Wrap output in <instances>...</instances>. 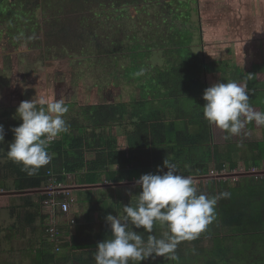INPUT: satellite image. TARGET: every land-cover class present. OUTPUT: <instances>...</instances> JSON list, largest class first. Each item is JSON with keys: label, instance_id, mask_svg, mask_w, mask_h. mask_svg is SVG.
Returning <instances> with one entry per match:
<instances>
[{"label": "crops", "instance_id": "crops-1", "mask_svg": "<svg viewBox=\"0 0 264 264\" xmlns=\"http://www.w3.org/2000/svg\"><path fill=\"white\" fill-rule=\"evenodd\" d=\"M191 1L196 2L198 7L204 6L207 8L214 6L216 3V0H205L203 4L199 3V0ZM167 5H171L174 8L189 6L187 0H148V2L134 3L130 6L145 8L154 6L158 8V6ZM235 5L240 9L238 0L237 2L236 0L235 2H233V0L229 2H225L224 0V2H222V7L227 9V13L230 9L229 6L234 7ZM196 7L197 6H194V12L197 13V10L195 9ZM254 10L256 13L259 12V15L254 17L253 20L259 24L260 29V33L255 36L249 37L245 34L246 32H244L243 29L239 32L242 36L241 39L239 38L238 32L232 36L222 33L224 31H210L213 29H221L217 26L225 24L226 19L224 17L227 15L226 12H221V15H219L212 11L206 12L207 14L204 16L205 28H207V33H210L206 43L204 42L203 37L201 38L198 37L199 34H194L196 31L192 32L193 40L191 42V47L194 52L201 56L200 61L203 68L200 73L195 74L192 77L195 81L199 80L201 82V87H197L201 89V93L199 94L201 98H203L205 89L214 83H227V81H233L230 72L235 71L236 68L241 70L244 69L247 72L251 70L252 72L255 71L259 76L257 77L259 78L257 79V83H264V81L260 80L263 79L260 78V76L264 74V0H262V3H256ZM192 15H195V13ZM232 16H237V14L232 13L228 17ZM188 21L197 24V21H195L194 18L191 19V16ZM210 24H217V26H211ZM159 32L161 33V31ZM167 36L168 33L164 34L165 40L167 39ZM196 38L198 43L194 44V39ZM198 38H201V40ZM200 46H202L203 51L205 49L206 52L200 53L198 51ZM161 48L163 47L161 46ZM164 50L170 51L172 50V47H165ZM166 51H164V54H166ZM162 60V63L160 62L158 66L170 68L175 64L174 62H176L175 60L177 59L162 57ZM169 60L171 61L169 62ZM237 81L240 83L242 82L239 80ZM137 98L138 97L135 93L134 98L128 101L118 100V103L127 104V113L121 123L109 128L86 129L88 132L95 130V134L97 133L98 135H101L100 133L106 134L108 136L107 139L111 142V147H117L116 150L124 152L122 159L125 160L126 165L122 168L120 164L110 163L107 167L98 170L97 172H89V169L85 167L76 173H63L65 179L60 183L62 187H59L60 190L55 192L56 194H59L58 196L61 195L65 201L70 203L71 209L69 214L63 215L60 212L63 216H56V208H53L51 205V200L55 199V194L53 195L54 190L52 191V189L48 188V185L46 184H44L42 188H39L41 190L39 192L33 191L37 189H27L24 190L27 191L26 193L9 194L10 196L6 197L0 196L4 200L7 199V201L10 198L12 201L17 200L14 202L17 203V206L14 205L8 213L9 218L7 219L9 223L5 224V226L1 225L2 232L0 234V239L2 240V249H0V264H14V261H18V258L16 257V259L14 258V261H12L11 256L13 255L14 250L10 251L15 242L22 246L21 249H19L20 255L21 252L24 253V255H21L22 258L27 260L28 264H33L34 259L36 258L35 256L43 250V245H47L48 243V236L45 232L44 224L48 216L52 213H54L56 221L59 224L61 232L60 237L63 238V241L71 242L72 238L74 239L75 237L78 242L80 248L71 252V259L77 255L76 264H95L93 256L98 243L111 238L110 225L106 221L107 215L111 214L113 216H118L119 213L123 212V205H130L131 202L133 204L135 203V199L132 200V196L138 195L139 192L142 191V189L135 183L140 176L148 173L156 174L158 167H163V162L166 158L170 161L175 160L173 154L167 149V145L163 143L164 136L162 132H158V143L154 145L153 143L146 141L152 138L150 131L144 128L139 129L135 126V122L140 120V117L135 116L133 113V103ZM188 98L189 97L186 96L182 97L179 99V104L170 106L166 105L165 101L172 102L173 99L168 100L166 96L158 97L153 100L152 104H149L150 109L148 112L152 111L151 114L153 117L162 118L165 121L174 119L177 116V113H179L180 119H176V123L180 129H185V122H187L186 120L188 118L186 114L192 111L193 107V102L190 100L188 103ZM110 103H114V101H110ZM177 108H179V111L176 110ZM253 108L257 111H263L262 106L253 105ZM191 120L192 119L190 118L189 121ZM210 126L211 145L213 147L214 145L219 146L220 152L224 155L231 152L232 159L239 164V167L233 170L234 172H248L244 161L239 159L242 155L241 151L233 149V146L226 142V132L214 125ZM253 126L257 130L263 128V126H257L254 121ZM192 128L195 129L193 126ZM215 129L222 131L221 135L224 139L222 140L220 137V143H217L216 141ZM251 133L252 131L249 130L247 123L241 134L235 136L240 137L242 135L245 136V138H248ZM231 137L234 136L231 135ZM103 138L106 137L102 135V139ZM99 139L100 138L94 137L93 142L97 143ZM130 141H133L136 144H132L131 147ZM87 142L90 143L91 146H88ZM93 142L92 138L85 141L84 154L86 162L94 161L96 159L97 151L100 150L99 147L96 149L91 148L94 145ZM159 142L162 143L159 144ZM4 157H7L6 152H4ZM192 159L191 156L186 155L185 157H180L178 160H175L177 161L175 164L180 168V171H184V169L193 171L198 167H196V163L195 161H192ZM226 164V168L223 172H233L230 170L231 163L227 162ZM4 168L6 169V164L4 165ZM253 169L264 171V168L258 169L255 167L251 168L249 171ZM164 171L166 172L167 168H164ZM2 176L5 175L0 174V194H4L1 193L2 191L7 192V194L9 192L17 191L14 186L16 176L12 175V178L9 179V186L6 183L7 180H4ZM191 177L193 178L197 176ZM248 177L252 176L243 175L235 178L233 181L246 179ZM255 177L259 178L261 184H264V174ZM94 178L97 180L96 183H87ZM193 181L197 180L193 179ZM209 181L212 180L209 179L207 183H209ZM129 193H131V195ZM14 221L20 222L18 225L15 222L16 226H19L17 227L18 229L16 228L18 232L13 228L15 226L13 223ZM129 227L131 228V225ZM134 230L143 235L145 240L147 239L149 234L146 233L143 228H134ZM165 230V226L157 223L154 225L152 234L159 238ZM220 231V238L223 239H215L214 241L211 238H205L183 241L178 245L174 259L153 255V257L141 261L140 264H231L233 259L241 256V252L234 254L232 253L234 248L228 246L227 255L225 256L222 255L221 252L219 253L218 250L224 249V247L227 246L226 244L228 241L239 247L246 244V242L249 243L250 239L255 238L239 237L242 234L227 228H222ZM237 234L238 236L236 237ZM254 246L256 247L255 249ZM5 247L10 249H6ZM251 248H253V253H256L257 250H261V252L264 253V242L260 243L259 240L254 239ZM51 251L55 253V249H52ZM254 262L258 263L259 260L254 259ZM130 264H132V262H130Z\"/></svg>", "mask_w": 264, "mask_h": 264}, {"label": "trees", "instance_id": "trees-1", "mask_svg": "<svg viewBox=\"0 0 264 264\" xmlns=\"http://www.w3.org/2000/svg\"><path fill=\"white\" fill-rule=\"evenodd\" d=\"M81 1L84 2V0ZM91 1L92 0H86L87 3ZM140 2H148V0H99V4L101 3V5L104 6L103 8L111 9L115 13H117L118 9L127 8L130 7L131 4ZM19 7L20 6H17V9H19ZM192 8V2L190 6L175 8L171 5L158 6L156 15L157 22H161V18L168 20H164L167 23L174 21L175 17L179 18L180 16L179 11L185 14L184 21L187 22L186 25L188 28H179L177 31L168 32L169 36H167L166 40L162 37L166 30H161V33L158 32L161 37H158L157 40H164L162 47H172V50H165V53L167 56L166 58L177 59L175 60L176 62H174L175 64L170 68L154 66L153 64V66H150L149 70V66L147 67L141 63L140 59H143L144 56L141 54L143 52H140L134 55V61L130 67L125 69L124 76L137 82L136 96L138 98L133 103V113L135 116L140 117V120L135 122V126L139 129L144 128L150 131L152 138L146 141L156 145L158 143L157 138L159 137L158 132H162L164 136L163 143L167 145V149L173 154L175 160L188 155L193 158L192 161H195L196 167H198L193 171L187 169L180 171V168L177 167L178 174L204 177L211 175L214 171L217 173L223 172L227 162L231 163V171L238 168L239 164L237 161L234 162L231 152L224 155L220 152L219 146L214 145L213 147L211 145V126L204 119L202 108L206 101L199 96L201 89L197 88L198 86L201 87V82L199 80L195 81L192 77L203 70L200 55L194 52L191 47L193 36L192 33L190 34L189 32L199 30V28H197L199 25L198 23L196 24L188 21L193 13ZM79 10L80 9H77V11ZM28 14L29 13L23 11L15 13V15L17 17L19 16L24 22L29 20L26 18ZM180 21L186 23L183 20ZM57 25H60V23ZM57 25H55V27ZM69 30V53L73 55L80 54L81 51H79L78 48L82 44L79 40L84 39L82 33L86 31L81 32L79 30L75 33L73 29H71V26ZM39 31L40 29L37 34ZM40 35L41 31L39 33V36ZM151 39H153V37L151 36L150 38L148 35L144 40V44L147 40ZM153 40L156 39L154 38ZM29 41L32 40H24V42ZM99 47L100 49L97 51L99 55L105 56L112 52L109 48H104L103 46ZM137 47L140 49L143 46L137 45ZM144 55H147V53H144ZM170 61L171 60H169V62ZM141 69H144V74L137 76L136 73ZM230 74L233 77V81L238 82L237 80H239L242 81L241 83L247 85L249 90V103L252 106H262L264 111V83H257V79H259L257 77L259 76L256 72H252V70L247 72L244 69L241 70L236 68V70L233 72L231 71ZM260 78H263L260 80L264 81V74L260 76ZM161 96H166L168 100L173 99L172 102L165 101V104L170 106L179 104V99L185 96L189 97L188 103L190 100L193 102L192 111L186 114L188 118L186 120L187 122H185V129H180L176 123V119H180L179 113H177L174 119L165 121L162 118L153 117L151 114L152 111L148 112L150 109L149 104H152L154 99ZM176 110L179 111V108ZM126 113L127 104L125 103L114 104L108 102L81 106L78 116L82 118V121L80 122L79 119L75 118L72 119L67 124L69 129L68 132L61 133L48 145L47 150L49 154L52 155V160L48 165L38 169L34 175H28L26 172L21 171L22 165L7 160L6 169L12 175L16 176L14 181L15 189L17 191H24L27 189L42 188L44 184L48 183L50 179L49 172L51 171L56 175L57 182L62 183L65 179L63 173H76L85 167L89 169V172L102 170L110 163L120 164L122 168L125 167L126 162L122 159L124 152L116 150L117 147H111V142L107 139L108 136L106 134L100 133L101 135H98L97 133L95 134V130L92 132H88L87 130L90 128H109L115 126L121 123ZM190 118L192 119L191 121H189ZM192 126L195 127V129L192 128ZM248 128L253 133H258L257 135L261 140L247 143L249 154L246 156L242 154L239 159L244 161L247 171L253 167L262 169L264 168V126L261 130H257L253 126V122H250L248 123ZM102 135L106 137L103 138L104 140L102 139ZM226 136L228 137L226 140L229 142L231 135L226 132ZM94 137L100 138L97 143L93 142ZM89 138H92L94 144L91 148H100V150L97 151L96 159L92 162H86L84 154L85 141ZM161 143L162 142H159V144ZM229 143L232 144L231 141ZM132 144L134 145L136 143L130 141L131 147ZM87 145L91 146L88 142ZM175 160H172L173 163L177 162ZM96 181L97 180L94 178L87 183H96ZM234 182L235 183H230L229 179L215 182L213 180L209 181V184L212 186L209 192V198L217 196L222 192H228L230 196L218 200L215 205V218L213 222L199 235L198 239L211 238L214 241L215 239H223L220 238V229L222 228L239 232V234H242L241 236H243V238L253 237V235L259 237L263 236L264 238V184H261L259 178L255 176L239 179ZM60 198L63 197L61 196ZM237 236L238 234L236 237ZM62 247H64L65 252L60 255L59 253H53L48 248V243L47 245H43V250L35 256L36 258L33 264H76V259H71L70 255L72 251L80 248L76 238H72L71 242L65 241ZM227 249L226 246L224 249H219L218 252L226 256Z\"/></svg>", "mask_w": 264, "mask_h": 264}, {"label": "rangeland", "instance_id": "rangeland-1", "mask_svg": "<svg viewBox=\"0 0 264 264\" xmlns=\"http://www.w3.org/2000/svg\"><path fill=\"white\" fill-rule=\"evenodd\" d=\"M187 1L190 6L191 1ZM227 1L229 2L231 0H225V2ZM222 2H224V0H216L215 5L212 7L213 11L219 15H221V12L227 13V9L222 7ZM233 2H235V0H233ZM258 2L262 3V0H238L240 9H238L236 5L234 7L229 6L230 9L224 17L226 19L225 24L218 26L217 24H210L211 26L221 28L218 30L213 29L212 32L224 31L222 33L234 36L235 33L238 32L239 34L240 30L243 29L244 32H246L245 34L249 37L259 34V24L253 20L254 17L259 15V12L256 13L254 10ZM193 3L192 7L194 5L196 6V4L194 3L193 5ZM199 3L203 4L204 0H199ZM30 4L32 5L29 8L31 10V16L39 13V20H35V23L22 22L17 19V21L11 22L10 26L8 23L0 26V73L2 78L4 75L5 78H11L12 82L17 84L20 83V91L23 95H27L23 101L33 100L37 92L51 99H60L63 97L68 107V112L64 114L63 117L67 124L74 118L79 119L80 122L82 121V118L78 116V112L83 105L102 104L110 101L118 103L120 100L128 101L134 98L136 93V81L133 79L130 80L124 76L125 69L130 67L134 61V55L143 52L141 54L144 58L140 59L141 63L147 67L149 66L150 70V66H153V64L154 66H158L162 57H167L163 52L165 51V47L161 48L164 40H157V38L160 37L158 32L165 29L166 31L163 34H166L168 32L177 31L179 28H188L186 25L187 22L184 21L185 14L180 11L179 18L175 17L174 21L167 23L164 21L166 20L165 18H161V22H157L156 15L158 8L154 6L146 8L130 6L118 9L117 13H115L111 9L103 8L104 6H102L101 3L98 4V0H92L89 3L86 2V11H75L71 9L69 7L71 4L70 0H30ZM41 7H43V11L46 10L44 15L41 13ZM195 9L197 13L194 12V8H192V14L195 13V15H191V19L194 18L195 21H197L199 24L197 28H199V30H196L194 34H199L198 37H203L206 43L210 34L207 33V28H205L204 23V16L207 13L204 7H196ZM232 13L237 14V16L228 17ZM178 19L186 23H182V21ZM60 20H66V22H59ZM52 23H54V25L60 23V29L65 25L68 35H70V27L68 28L67 24H70L71 29H73L75 33L79 30L81 32L86 31L82 33L84 39L79 40L82 44L78 48V50L81 51L80 54H71L69 60H65L66 57L57 58L51 51L49 52L50 54L48 53L49 57L47 54L41 55L43 49L40 47H43L44 44L38 41L40 38L39 33L40 31L42 33L43 26H51ZM37 28L40 29L38 34ZM190 33H192V31H190ZM21 34H23V37L17 39ZM148 35L150 38L152 36L153 39L155 38L156 40H147L144 44V40ZM29 36H35V39L30 42V46L28 47V43L25 42V44H23V41ZM162 37L164 38V35H162ZM201 38L198 39L201 40ZM239 38H242L240 34ZM20 42L22 43L20 44ZM195 43H198L197 38L194 39V44ZM137 45H142L143 47L139 49ZM99 46L109 48L112 52L105 56L99 55L97 54V51L100 49ZM198 51L200 53L206 52L205 49L203 51L202 46H200ZM144 53H147V55H144ZM68 72L71 74L70 76ZM21 102H15L13 105L19 107ZM3 105L0 106V125L4 127L5 136L4 141L0 143V174L5 175L2 176V178L7 180L6 183L9 186L10 184L8 181L12 178V174L4 168L7 162V157H4V152L7 153L9 144L14 140L12 129L18 127L22 123V120L16 115L18 107L12 108V106L7 107L8 105ZM221 133L222 131L215 129L217 143L221 142L220 137L222 140L224 139ZM257 134L252 132L248 138L242 135L240 137H231V143L234 142L231 145L235 146L233 149L240 150L241 153L246 156L249 154L247 143L261 140ZM228 173L231 172H221L220 174L213 172L212 176L214 177L211 180L214 182L215 180L220 181L223 178H219V176ZM195 180H197L194 181L197 187V193L208 196L212 188V186L207 183L209 179L203 178ZM233 180H235V178H229L230 183H235ZM54 182L55 180H49L46 185H55ZM1 193H4L0 194L2 197L10 196L7 192L2 191ZM53 195L58 203L57 206L54 207L56 208V216H63L60 214L58 206L65 200L64 198H60L61 195L58 196L59 194H56V192H54ZM2 197H0V234L2 232L1 225L5 226V224L9 223L7 219L9 218V211L14 205L17 206V203H14L17 200L12 201L10 198V201H7V199L4 200ZM15 222L17 225L20 223L18 221H14L13 223L15 224ZM17 227L19 226L15 224L13 228L16 229ZM241 237L243 238V236ZM253 237L255 238L250 239L249 243L246 242V244L239 247L235 246L234 243L227 242V247L230 246L234 248L232 253L236 254L241 252V256L233 259L231 264H264V253H262L261 250H257L256 253H253V248H251L254 239L263 243L264 238L263 236ZM60 239L61 240L55 244L48 237L47 242L50 250L55 249V253L61 255L65 250L64 247H62L64 243L63 238L60 237ZM1 241L0 239V249H2ZM21 247L22 246L19 243L17 244V242H15L11 249L5 247L6 249H10V251L14 250L11 256L12 261H14L15 257L18 258L17 262L14 261V264H28L27 260H24L21 256L24 255V253L21 252V255L19 253ZM57 248H60V250L58 251ZM255 248L254 246V249ZM76 257L77 255H75L74 258L76 259ZM254 259L259 260V262H254Z\"/></svg>", "mask_w": 264, "mask_h": 264}, {"label": "clouds", "instance_id": "clouds-1", "mask_svg": "<svg viewBox=\"0 0 264 264\" xmlns=\"http://www.w3.org/2000/svg\"><path fill=\"white\" fill-rule=\"evenodd\" d=\"M22 37L23 34L17 39ZM143 74L144 69L136 73ZM248 93L245 83H214L203 93L204 119L233 136L241 134L246 124L253 121L264 126V111L253 108ZM67 112L63 97L51 99L37 92L33 100L22 101L16 112L22 123L12 129L14 140L8 146L7 159L22 165L21 171L28 175L48 165L52 160L48 145L69 130L63 118ZM4 136L0 125V143ZM164 168L168 170L165 172ZM135 183L142 189L132 196L135 203L123 205L118 216L106 217L111 238L98 243L93 256L95 264H140L153 255L174 259L178 245L198 239L213 222L218 200L230 196L228 192L211 198L198 194L192 177L178 174L177 165L167 158L156 174H143ZM157 223L166 227L159 238L152 234ZM134 228H143L149 234L147 239Z\"/></svg>", "mask_w": 264, "mask_h": 264}, {"label": "flooded vegetation", "instance_id": "flooded-vegetation-1", "mask_svg": "<svg viewBox=\"0 0 264 264\" xmlns=\"http://www.w3.org/2000/svg\"><path fill=\"white\" fill-rule=\"evenodd\" d=\"M36 1H38V0H36ZM70 2H71V4L69 5V7L71 9H74L75 11H77V9H80L79 11H86L87 10V7H85L86 0H84V2L81 0H70ZM191 2L193 3V1H191ZM204 2H205V0H204ZM194 3L196 4V2H194ZM21 4H22V6H21ZM98 4H99V0H98ZM13 5H15V6H13ZM17 6H20L22 10L20 9V7H19V9H17ZM30 6H32L30 4V0H0V26L6 25V23H8L10 26L11 22L17 21V19H19V21L24 22L19 16L17 17L15 15V13H18L19 11L29 13L26 17L29 19L27 22L28 23L29 22L35 23V20H39V13L34 15V16L33 15L31 16V12H30L31 10L29 9ZM194 6H193V8H194ZM196 6L198 7V4ZM202 7H204V6H202ZM212 7L213 6H211L210 8L204 7V9H206V12H208V11L214 12ZM41 9H42L41 13L44 15L46 10L43 11V7H41ZM88 10H90V9H88ZM61 21H63V20H61ZM63 22H66V20ZM67 25L69 28L70 24H67ZM38 30H39V28H37V31ZM210 31H213V30H210ZM38 41H40V42H42V44H44L43 47H40L41 49H43V51L41 52L42 56L44 54L48 55V53L51 51L54 53V55L57 58L66 57L65 60H69V57L71 56V53H69V46H68L70 38L66 32V26L65 25H63L61 27V29L59 28V25H57L55 27L54 23H52L51 26L50 25H48L47 27L43 26L42 33H41ZM30 42L31 41L26 42V43H28V47L30 46ZM21 43L22 42H20V44ZM23 44H25V42ZM48 57H49V55H48ZM68 74H69V76L71 75L69 72H68ZM19 84L20 83L17 84L15 82H12L11 78H9V77L5 78L4 75L2 78V75L0 73V106L5 104L6 106L8 105L7 107H11V106H12V108L18 107L17 105L14 106L13 104L15 102H21V101L25 100L24 98L27 95L26 94L23 95V93L20 91V85Z\"/></svg>", "mask_w": 264, "mask_h": 264}, {"label": "built area", "instance_id": "built-area-1", "mask_svg": "<svg viewBox=\"0 0 264 264\" xmlns=\"http://www.w3.org/2000/svg\"><path fill=\"white\" fill-rule=\"evenodd\" d=\"M215 172V171H214ZM213 173V172H212ZM211 173V174H212ZM220 174V173H219ZM49 175H50V181H53V180H55V185H52V184H50L49 186H48V188H51L52 189V191L53 190H60V188L59 187H62L61 186V184L60 183H57V177H56V175L51 171V172H49ZM54 188V189H53ZM56 188H58V189H56ZM55 192V191H54ZM57 201L55 200V199H52L51 200V205H52V207L54 208V207H56L57 206ZM59 210H60V212H61V214H63V215H67V214H69V212H70V209H71V206H70V203L69 202H67V201H63V202H61L60 204H59ZM44 226H45V231H46V233L48 234V237H49V239L53 242V243H57L58 241H60V234H61V232H60V228H59V224L57 223V221H56V218H55V216H54V213H52V214H50L49 216H48V218L46 219V221H45V224H44ZM57 250L59 251L60 250V248H57Z\"/></svg>", "mask_w": 264, "mask_h": 264}, {"label": "water", "instance_id": "water-1", "mask_svg": "<svg viewBox=\"0 0 264 264\" xmlns=\"http://www.w3.org/2000/svg\"><path fill=\"white\" fill-rule=\"evenodd\" d=\"M264 171L261 170H252V171H248L245 173L242 172H231L228 174H222L219 176V178H223V179H229V178H237L243 175H248V176H259V175H263ZM214 176L212 175H208V176H204V177H193L192 179H212ZM35 192H39L41 191L40 189L37 190H33ZM27 191H15V192H9L8 194H22V193H26Z\"/></svg>", "mask_w": 264, "mask_h": 264}]
</instances>
